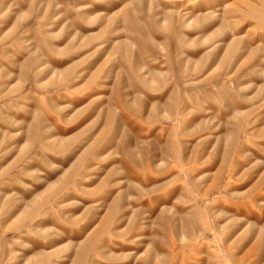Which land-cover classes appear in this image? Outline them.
I'll use <instances>...</instances> for the list:
<instances>
[{"label":"rangeland","instance_id":"rangeland-1","mask_svg":"<svg viewBox=\"0 0 264 264\" xmlns=\"http://www.w3.org/2000/svg\"><path fill=\"white\" fill-rule=\"evenodd\" d=\"M0 264H264V0H0Z\"/></svg>","mask_w":264,"mask_h":264}]
</instances>
